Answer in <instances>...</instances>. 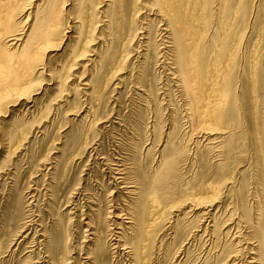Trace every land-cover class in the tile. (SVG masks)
I'll return each instance as SVG.
<instances>
[{"label":"rangeland","instance_id":"1","mask_svg":"<svg viewBox=\"0 0 264 264\" xmlns=\"http://www.w3.org/2000/svg\"><path fill=\"white\" fill-rule=\"evenodd\" d=\"M78 1L65 0L58 14L65 34L60 49L56 46L40 56L45 73L31 70L25 80L30 82L28 95L9 108V116L0 118L2 128L14 113V130L9 129L5 147H0V264H61L45 249L49 233L60 231L68 235L70 264H89L85 249L95 226L87 222L92 217L113 227L109 211L122 206L125 192L112 168L124 159L127 167L135 168L132 177L143 170L152 176L145 193L148 204L159 205L158 213L171 215L172 224L192 221L170 245L172 258L179 240L191 233L172 264H257L250 263L257 238L243 210L247 206L250 219L264 215V0H184L185 5L177 0L183 6L177 18L183 38L191 49L204 45L200 54L190 51L195 65L194 92L187 95L193 103L190 111L174 71L166 12L159 11L165 0H116L113 11L119 12L121 3L122 16L110 29L104 15L96 18V0H86L90 8L76 28ZM38 3L41 0H33L28 10V24L34 21ZM78 30L83 37L93 32L88 47L97 54L108 50L101 71L92 72L91 65L83 69L93 52L67 71L72 62L68 54L75 51L70 37ZM51 73L62 77L66 90L60 96ZM85 80L91 84L83 90ZM2 137L3 133L0 141ZM173 145L181 152L175 173L154 177ZM194 193L204 199L200 209L188 198ZM201 211L206 213L198 231L195 223ZM170 233L166 230L161 234L164 240L158 241L169 243L174 232ZM113 252L105 247L109 264H129L123 252L112 257Z\"/></svg>","mask_w":264,"mask_h":264},{"label":"bare ground","instance_id":"2","mask_svg":"<svg viewBox=\"0 0 264 264\" xmlns=\"http://www.w3.org/2000/svg\"><path fill=\"white\" fill-rule=\"evenodd\" d=\"M162 1L163 0H161V2ZM32 2H33V0H0V118L3 117L2 119L6 118L7 116H9V114H11L13 112L9 108H13L14 105H16L18 102H20V100L23 99L24 95H28L30 82H25V80H26V78H29L30 71L31 70H32L31 72L35 71V73L36 74L38 73L39 75L41 73H45L46 67L41 62L40 56L43 53H45V51H48V50L52 51L51 49L52 48L54 49V47H56V46H59V47H57L58 49H60L62 47V41H63V37H64L65 33L63 32V28L60 29V27L58 26V14L63 11V9L65 7V0H62L61 3H53L54 0H41L42 3H38L37 6H35L36 11L34 12L35 16L33 18L34 19L33 23L28 24L27 22L30 21V15H31V11L28 12V10H30L31 6H34L33 5L34 3L32 4ZM179 2H180V4H184V0H179ZM115 3H116V0H96L97 7H96V5L93 7V9H96V13H95V15L97 14L96 18H98V15H104V17H106L105 18V21H107L106 26L108 25L109 29L111 28V26L114 22L113 20L118 19L122 16L121 15V13H122L121 3H119V12H118V10H116V12L113 11V10H115L114 9ZM78 5H79V8H81V10H80V14L77 15V17H75L77 19L74 20V23L78 22V24L75 25L76 28H80L83 25L84 18L81 15L82 14L84 15L85 13H87V11L90 8L88 6V4L86 3V0H79ZM160 5H162V6H161V8H159V11L163 12V14H164V11L166 12V14H164V16L166 17V21L168 23L167 26L169 27V29L171 31V35H172V39H171L172 40V49L171 50L173 52L172 56H173L174 71L177 75L176 77L178 78L177 79L178 86L180 87L181 92L184 93L183 95L186 96V98H185L186 104L188 105V109L190 111V108L192 109V107H190V106L193 105V103H192V100L187 95L192 96V94L194 92L192 82L194 81V74H195V71H194L195 65H193V59L191 58L192 56L190 55V51L199 52V54H200V51H202L204 49V45L201 46L198 44L197 46H195L194 49L193 48L191 49L188 46L186 39H184L185 37L183 38L181 31H179V29L183 30L182 29L183 27H180L179 21L177 20L178 12L180 11V13H181V10L183 9L181 7H183V6H180L179 3L177 4V0H165L164 3H161ZM110 6H111V8L113 6V9L109 8ZM201 8H203V7H201ZM205 8L206 7L204 6V9ZM123 12H124V10H123ZM26 13H27V15H26ZM137 14H138V11L135 13V15L137 16ZM24 15H26L25 20H23ZM161 18H163V17H161ZM204 18L205 17H203V19ZM201 23H203V20ZM26 24L30 25L31 28H30V26H28L26 29ZM98 25H96V26H98ZM204 27L205 26H203V28ZM29 28H30L29 34L28 33L26 34V30H28ZM73 28L74 27L72 25L71 30ZM135 30H137V28ZM140 32L141 31L138 30L137 32L134 33L133 36H135L136 33L138 34ZM73 33H76V31H74ZM80 33H81L80 30H78L77 36L70 37V38H73V40H74V46L73 47L75 49L74 48L73 49L75 51L72 50L73 53L71 52L70 54H68L69 56L67 55L68 57H70V60L72 61L70 64L68 63V65H66L67 71L68 72H69V70L72 71L73 67L75 69L76 68L75 65L78 64V63L75 64V62L82 60L83 58L84 59L87 58L88 57L87 55H89L90 52H93V54H91V57L87 59V62L82 65L83 69L85 70L86 66L91 65L92 72L101 71L103 58H104V56L106 57L108 50L105 48L106 50L104 49L103 52L101 53V55L97 54L95 48L90 49L88 47V45H90L91 42L94 40L93 36H91L93 34V32L91 34L89 32V35H87L85 37H83L82 34H80ZM135 38L136 37H134V39ZM202 44H203V42H202ZM69 47H71V49H72V46H69ZM213 52L215 53L214 49H213ZM155 54L157 55V52ZM195 54H197V53H195ZM125 57L128 58L127 56H125ZM215 61L217 62V60H215ZM197 63H199V62H197ZM210 64H211V62H210ZM199 65H201V62L199 63ZM82 73L84 74L85 72H82ZM72 75H73V73L72 74L70 73L67 76H65L64 77V83L67 82V81L65 82V78H67L69 80V77H71ZM203 75H204V73H203ZM201 77H203V76L201 75ZM49 78H50V81L53 83L52 86H53L55 92L57 91L56 95L60 96V93H62L63 91L66 90L65 88H62V82L60 81V79L62 77H59L56 74L51 73V74H49ZM81 78H80V80H81ZM205 83H206V81H205ZM90 84H91V82L89 80H85L83 82V85L85 86V87H83V90H86L88 87L90 88ZM52 86H50L49 88L52 89ZM216 87H218V86H216ZM78 89H76L75 92L79 91ZM218 90H220V89H218ZM220 91H222V90H220ZM226 92H227V90H226ZM92 95L93 94L91 92V95L89 97L92 98ZM220 96H222V94ZM222 101L225 102V100H222ZM33 102H34L33 104H35V106H37V103L35 101H33ZM218 108H219V110L223 109V106L221 108L220 107H218ZM188 109H186V110H188ZM202 109H203V107H202ZM205 112H206V110H205ZM213 113H215V112L213 111ZM189 114H191V113H189ZM217 114L219 115L221 113L218 112ZM191 116H192V114L190 115V118H191ZM13 127H14V113H13L12 117L8 120V122H6L5 127L0 128V131H2L1 133H3V136H4V137H2L3 138L2 141H0V147H5L4 141L6 140L5 138H7L6 135H8L7 132L10 131L9 129H11V131H13L14 130ZM9 144H10V142H9ZM174 146L175 145H173V147ZM176 147L173 148V151L171 150L172 151L170 153L171 156H169L168 158H165L164 160L161 161L160 166L156 169L157 172H156V175H154V177H157L159 173H162L161 176H163V177H167V176L173 175L175 173L174 166L176 164V159L179 158L181 155V152L177 150L179 148L178 147L176 148ZM162 154H163V152H162ZM117 162H119L120 164L118 163L119 165H117L115 168H112V169L115 170L113 174H115V176H116L115 177L116 181L122 185L121 188L125 192V194L121 197V198H123L124 202L122 203V206L115 207V209H113V212L109 211L112 213L111 216L113 217V221H111V222H113L112 228H111V226L107 227V225L104 224L103 220L100 221V219L98 220L95 218L96 220L93 221L92 217L89 218L87 225L90 224L91 227L95 226V230L93 232H90L89 236H88L89 245L87 247V250L85 249V252H86L85 257L87 259L86 262H89V264H109L108 261L106 260L107 258L104 257L105 247L108 246V247H111V250L114 249L116 253H119V251L123 252L124 255L128 257L129 264H172V262H175L178 259L179 251L183 250V248H184L183 244H186L188 242L189 238L192 237L191 233L187 232V234L185 235V238L179 240L180 241L179 248L177 251L176 250L172 251V258H171V256L170 257L168 256V254H170V251H171L170 245L171 246L173 245L175 239L177 238V235L179 236V235H182L183 233H185L184 229L186 228L187 223H191L192 221L187 222L185 220L178 219L176 224H172V221L170 220L171 215L169 217L165 218V216H166L165 214H163V216H162V213H158L159 211H158L157 207L159 205L154 204L155 202L153 204H151V202L148 204L147 200H149L148 199L149 197H146V195H145V193H147V190H148L147 187H149V184H148L149 179H150L149 177L152 178V176L148 175L149 177H147L146 173L143 172L144 170L142 169L143 171H142V174H140V176L138 175V176L132 177L131 171L133 173H135V171H133L135 168L130 167V166L127 167L125 159H124V163L121 160H119ZM160 167H164L166 169V170H164L165 172L160 170ZM159 170H160V172H158ZM117 182H116V184L119 185ZM199 193H201V192H199ZM199 193H194L190 197H188V198L192 199V200H190V202L193 201L194 203H196V204H193L194 206H196V208L197 207L199 208L201 205L204 204V199L201 198L202 196L199 197V195H200ZM211 199H212V197H211ZM171 207H169V208L171 209ZM246 208H247V206H246ZM246 208L243 210L244 219H246V221L249 223L250 227L253 228V230H252L253 236H255L257 238L256 246H254V248H251V250H252L251 253L254 255L253 258L255 260L251 259V261L250 260L249 261H250V263L256 262L257 264H264V215H263V218H260L258 220L250 219L249 210L247 211ZM261 209H263V207ZM162 210L163 209H161V211ZM173 210L174 209H171V211H170L172 214H173ZM204 212L205 211H201L199 213L200 215L196 218L197 223H195V224H196V228L198 229V231L200 230V227L203 225L202 222L204 221L205 213H206V212L205 213ZM169 222H171V223H169ZM96 223H97V225H96ZM107 223H108V221H107ZM166 230L167 231L171 230V233L174 232V234L171 237V240H169V243H167V244H165L166 241H161V240H164V238H163L164 235L161 236V234H164V232H166ZM50 233L48 236V242H47V244L45 243L46 251L51 253V255H53L54 257H58L59 261H62L63 264H70V261H71L70 258L66 257V253L69 252L68 246H67L68 245L67 244V240H68L67 233L65 234L62 231H60L59 233L56 232L57 233L56 235L55 234L52 235ZM168 233L169 232H167L165 235L167 236ZM228 234H229V232H227V235ZM169 238H170V236H169ZM159 239H161V240L158 241ZM233 247H231V248H233ZM244 248H245V246H244ZM186 249L188 251L190 250L189 247ZM187 250L184 252L185 257H187L186 254H189V252H187ZM239 250H240V248H239ZM115 252H113L112 257L116 256ZM237 254L238 253H236V255ZM167 257L171 258V260L169 259L170 260L169 262L167 261ZM231 257H229V258H231ZM198 261H200V260H198ZM231 261H232V259H231ZM249 261H248V263H249ZM110 264H112V263H110ZM177 264H181L180 261H178ZM195 264H196V262H195ZM239 264H241V262Z\"/></svg>","mask_w":264,"mask_h":264}]
</instances>
